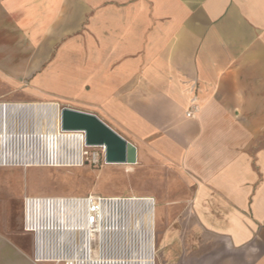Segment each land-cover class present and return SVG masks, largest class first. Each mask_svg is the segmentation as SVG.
I'll return each mask as SVG.
<instances>
[{
	"label": "crops",
	"instance_id": "obj_1",
	"mask_svg": "<svg viewBox=\"0 0 264 264\" xmlns=\"http://www.w3.org/2000/svg\"><path fill=\"white\" fill-rule=\"evenodd\" d=\"M26 71L132 137L158 264H264V0H0V72ZM0 264L34 263L0 231Z\"/></svg>",
	"mask_w": 264,
	"mask_h": 264
},
{
	"label": "built area",
	"instance_id": "obj_2",
	"mask_svg": "<svg viewBox=\"0 0 264 264\" xmlns=\"http://www.w3.org/2000/svg\"><path fill=\"white\" fill-rule=\"evenodd\" d=\"M14 109L0 101V140L14 135L10 142H0V168L23 160L43 164L46 159L52 166H85L90 161L86 150L79 153L65 142L45 158L42 143L13 129ZM195 111L187 117L193 118ZM157 206L151 196H25L22 230L34 237V264H158Z\"/></svg>",
	"mask_w": 264,
	"mask_h": 264
},
{
	"label": "rangeland",
	"instance_id": "obj_3",
	"mask_svg": "<svg viewBox=\"0 0 264 264\" xmlns=\"http://www.w3.org/2000/svg\"><path fill=\"white\" fill-rule=\"evenodd\" d=\"M79 33L81 34L82 30H79ZM4 43L14 46L18 42L6 41ZM74 58L81 60V57L76 56ZM15 59L17 63V60L22 59V57ZM25 59L28 62L26 69L31 68L29 70H32L33 53ZM54 60L55 57L53 56L47 57L46 65L51 64ZM33 75V72L27 71L9 74L0 72V101L9 102L15 106L14 113L11 115L13 129L16 132L30 135V140L32 138V140L42 143L41 153L46 158L49 155V149L44 146L45 143L39 138L38 133L40 130H52L54 127H52L50 115L35 111L32 108L33 104L58 103L60 109L68 107L90 113L97 109L92 106L94 101L91 96H88L91 89L68 90L72 94L70 96H58L56 93L48 91L47 99H41L34 94L32 89ZM18 106L25 107L17 109ZM193 108L196 107L192 106L188 111ZM103 121L126 139H132L127 132L116 128L107 120ZM102 148L89 147L86 149L90 161L83 168L56 169L26 168L23 166L34 163L31 160H23V162L16 163L14 164L16 166L10 168H0V231H4L12 238L17 239L32 256L34 237L31 234L25 235L22 230V206L25 196H85L92 193L104 197H130L146 196L148 195L146 192L154 187L159 190L164 188L161 185L154 186L151 183L152 175H146L145 171H141V167L138 165L106 164L105 153ZM95 158L98 159L97 163L92 161ZM160 213L161 204L157 210V217Z\"/></svg>",
	"mask_w": 264,
	"mask_h": 264
},
{
	"label": "water",
	"instance_id": "obj_4",
	"mask_svg": "<svg viewBox=\"0 0 264 264\" xmlns=\"http://www.w3.org/2000/svg\"><path fill=\"white\" fill-rule=\"evenodd\" d=\"M61 130L84 132L87 146L104 148L106 164L136 165L138 163L136 146L96 114L64 107L61 109Z\"/></svg>",
	"mask_w": 264,
	"mask_h": 264
},
{
	"label": "bare ground",
	"instance_id": "obj_5",
	"mask_svg": "<svg viewBox=\"0 0 264 264\" xmlns=\"http://www.w3.org/2000/svg\"><path fill=\"white\" fill-rule=\"evenodd\" d=\"M25 106H18V108H24ZM31 107V106H30ZM32 108H34L37 112H43L44 114L50 115L51 121H52V127L54 129L45 130V131H39V138L42 139L45 143V147L49 149L50 151H55L58 149L60 143L65 142L67 144H70L74 146L79 153H82L83 149L86 150L89 147L84 143V135H82V132H64L61 130V109L59 107L58 103H50V104H40L35 103L32 105ZM21 110V109H20ZM28 135V134H27ZM27 136H25V139ZM14 139L13 134H9L8 136H2V140H0L1 144L4 145V143L10 142ZM102 148V147H101ZM103 149V148H102ZM26 168H83L84 166L75 165V164H65L63 166H52L48 162H43V164L39 163H30L23 165ZM13 167V166H10ZM8 167V168H10Z\"/></svg>",
	"mask_w": 264,
	"mask_h": 264
}]
</instances>
